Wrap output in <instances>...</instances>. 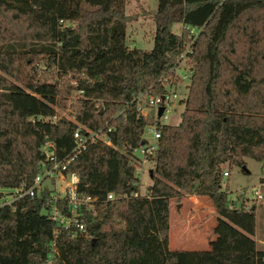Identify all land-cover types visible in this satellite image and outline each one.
Returning a JSON list of instances; mask_svg holds the SVG:
<instances>
[{
	"label": "trees",
	"instance_id": "1",
	"mask_svg": "<svg viewBox=\"0 0 264 264\" xmlns=\"http://www.w3.org/2000/svg\"><path fill=\"white\" fill-rule=\"evenodd\" d=\"M127 2L0 0V188L33 185L46 138L59 160L78 127H111V146L90 144L66 170L78 193L96 199L89 237L71 240L42 214L44 187L14 209L0 207V264H43L53 240L56 264H144L150 255L161 264H264V250L234 228L253 233L252 208L243 198L228 202L222 190L225 166L246 172L245 159L264 158V0H157L149 51L126 46ZM190 29L198 33L180 121L159 128L150 199L133 198L139 185L129 155L154 120L139 116L132 97L165 93L158 80ZM74 94L73 121H50ZM185 194L207 197L218 215L209 250L159 248L171 206Z\"/></svg>",
	"mask_w": 264,
	"mask_h": 264
},
{
	"label": "built area",
	"instance_id": "2",
	"mask_svg": "<svg viewBox=\"0 0 264 264\" xmlns=\"http://www.w3.org/2000/svg\"><path fill=\"white\" fill-rule=\"evenodd\" d=\"M198 31L190 29L187 38L182 45V51L177 57L175 66L165 75H163L158 83L165 89L164 94H159L153 91L152 88L133 95L132 103L136 106V112L142 118H153V123H148L144 128L142 134V142L140 146L129 155L130 162L134 166V178L138 181V185L142 179L144 166L149 163L154 164L155 154L158 149L160 140V126L167 125L171 114L174 113L176 104L182 101L178 99L177 91L169 89L176 81L181 82L189 80L190 69L183 71V74H177L180 66L186 65L188 55L191 53L192 44L197 36ZM75 85V83H73ZM81 93V92H79ZM176 102V103H175ZM93 106L96 110L99 109V102L95 101ZM163 108L161 115H158L159 108ZM60 117L54 116L50 121L57 122ZM68 119V118H67ZM73 121V120H71ZM111 132V127L105 125L97 130H89L78 127L73 133L74 146L70 153L62 159L56 156V145L52 140L45 139L41 146V153L43 160L40 162V171L34 179L31 187L27 188L21 184L16 190L11 191L8 200H0V207H13L14 204L20 200L29 198L34 199L39 192L46 187L50 192V197L46 201L48 208L42 210V214L51 220L57 228L71 231L69 238L71 240L83 236L88 238L87 234V216L88 214H95L96 199L90 196L82 195L77 192L76 183L77 178L75 174H68L66 170L74 159L84 151L90 144L99 141L107 146H111L108 134ZM152 172V171H151ZM148 177L150 178V173ZM224 177H228V173H224ZM63 183L64 188L61 194L54 192L50 186L53 184ZM239 199H255L257 201L264 200V183L259 184L255 189H240L237 193ZM131 197L140 198L146 197L150 199V195L145 190L144 193L139 190L132 193ZM108 200L112 199V195L107 196ZM56 235V231L53 233ZM58 257L56 243L53 240L50 243V253L44 260L43 264H56Z\"/></svg>",
	"mask_w": 264,
	"mask_h": 264
},
{
	"label": "rangeland",
	"instance_id": "3",
	"mask_svg": "<svg viewBox=\"0 0 264 264\" xmlns=\"http://www.w3.org/2000/svg\"><path fill=\"white\" fill-rule=\"evenodd\" d=\"M157 0H128L127 5L125 7V15L128 16L127 24H126V46L129 49L138 48L141 50L149 51L153 47V34L155 30V25L153 22V15L156 11ZM171 32L174 34L181 35L182 26L180 24H174L170 28ZM188 36V35H187ZM186 36V38H187ZM188 62L186 65H181L180 70L177 71V74H183V71H188ZM73 85V82H71ZM188 85V80L177 82L171 86L169 89L172 91H177L179 94L178 99H184L187 93L186 87ZM75 94L65 103L64 108H56L57 117L60 118H68L69 120H73V114L76 110L75 103ZM180 101V100H179ZM176 104L174 115H171V119L167 122L169 125H176L180 121V113L183 110L182 103L179 102ZM176 103V102H175ZM246 172L241 171V169L237 166H233L229 168L228 166L224 167V171L229 173V177H224L222 181V190L226 192L228 202L234 203L239 206L241 203L237 193L240 189H255L259 184L260 178H264V162H257L252 159H245ZM153 163H149L147 166H144L142 171V179L139 183L141 188V192L144 193L147 190V187L151 185L150 178L148 177V173L153 170ZM54 192L61 194L64 188L63 183L53 184L50 186ZM10 190L0 188V200H8L11 196H8ZM190 196L185 194L181 199V204L176 206V204H172L171 210L169 213V226L171 225V245L167 241V244L159 247L160 249L166 248L171 251H178L181 248L180 246V236L181 233L188 234L190 238H193V232L201 226V221L208 217L207 210L211 207L206 202L203 205V213L201 214H191L190 212L194 209L195 205L191 204ZM259 202L255 199H247V208L254 207L255 204ZM212 206V205H211ZM207 207V208H206ZM214 208V207H213ZM196 212V211H195ZM171 216V217H170ZM187 230H190L187 232ZM169 234V231H168ZM174 245V246H173ZM188 248H198L203 249V247H188ZM144 264H161V258L149 256V258L144 262Z\"/></svg>",
	"mask_w": 264,
	"mask_h": 264
},
{
	"label": "crops",
	"instance_id": "4",
	"mask_svg": "<svg viewBox=\"0 0 264 264\" xmlns=\"http://www.w3.org/2000/svg\"><path fill=\"white\" fill-rule=\"evenodd\" d=\"M183 106V105H182ZM182 112V111H181ZM181 114V113H180ZM172 115V114H171ZM174 115V113H173ZM171 119V116H170ZM169 125V124H167ZM177 125V124H176ZM264 162V158L261 161V163ZM246 165V162H245ZM229 174V173H228ZM151 176V175H150ZM229 177V175H228ZM264 178H260L259 183L261 180ZM9 194V193H8ZM191 204H194L195 207L194 209L190 212L191 214H201L203 213V205L201 204H206V202L209 204L211 207L209 210H207L208 217H204V219L200 222L201 226H198L196 230H194L193 235H194V240L193 238H190L189 232L190 230H187L188 234L181 233L180 236V246L181 247H187V248H181L178 251H205L209 250L210 244L216 239L213 231L216 227V223L218 220V215L211 206V202L207 199V197H198V196H190ZM207 208V207H206ZM253 210L254 213V231L252 234H248L247 232L243 231L239 227H233L238 230L243 236L249 238L255 243V246L257 249L264 250V200L259 201L255 204V206L250 207ZM196 211V212H195ZM171 217V216H170ZM171 225L169 226V234H168V242L171 245ZM174 246V245H173ZM203 247V249H198V248H188V247ZM177 251V250H176Z\"/></svg>",
	"mask_w": 264,
	"mask_h": 264
},
{
	"label": "water",
	"instance_id": "5",
	"mask_svg": "<svg viewBox=\"0 0 264 264\" xmlns=\"http://www.w3.org/2000/svg\"><path fill=\"white\" fill-rule=\"evenodd\" d=\"M162 112H163V108L162 107H160L159 108V110H158V115H161L162 114ZM152 174V172L150 173V175Z\"/></svg>",
	"mask_w": 264,
	"mask_h": 264
}]
</instances>
